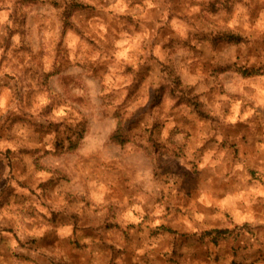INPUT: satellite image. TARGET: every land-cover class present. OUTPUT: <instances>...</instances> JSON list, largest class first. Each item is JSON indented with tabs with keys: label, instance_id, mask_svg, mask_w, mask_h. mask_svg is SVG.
I'll use <instances>...</instances> for the list:
<instances>
[{
	"label": "rangeland",
	"instance_id": "obj_1",
	"mask_svg": "<svg viewBox=\"0 0 264 264\" xmlns=\"http://www.w3.org/2000/svg\"><path fill=\"white\" fill-rule=\"evenodd\" d=\"M0 264H264V0H0Z\"/></svg>",
	"mask_w": 264,
	"mask_h": 264
},
{
	"label": "trees",
	"instance_id": "obj_2",
	"mask_svg": "<svg viewBox=\"0 0 264 264\" xmlns=\"http://www.w3.org/2000/svg\"><path fill=\"white\" fill-rule=\"evenodd\" d=\"M225 39L231 42H238L240 41V38L238 36H234V35H228L225 36ZM258 73L257 71H242V74H256ZM111 140L112 142H114L115 144H119V145H123L124 143H126L127 138L125 136L124 133V129H122L121 127V120L118 122V125L114 131V133L111 136ZM230 232L227 230H210L204 233L205 236L210 237L212 242H217L219 240H223L225 239Z\"/></svg>",
	"mask_w": 264,
	"mask_h": 264
}]
</instances>
